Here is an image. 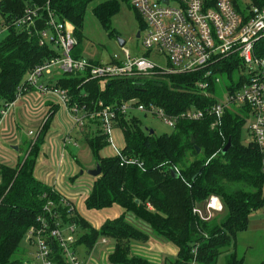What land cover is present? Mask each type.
Listing matches in <instances>:
<instances>
[{
    "label": "trees",
    "instance_id": "trees-1",
    "mask_svg": "<svg viewBox=\"0 0 264 264\" xmlns=\"http://www.w3.org/2000/svg\"><path fill=\"white\" fill-rule=\"evenodd\" d=\"M242 0H232L237 12ZM247 7H264V0H246ZM59 20H67L74 27L75 46L83 39L86 9L108 35L112 36L111 19L119 12L121 3L131 7L130 0H0V26L6 35L0 40V109L14 99L17 86L26 72L35 65L57 55L50 45L39 44L38 30L45 27L46 4ZM40 6V19L36 29L28 32L10 25L26 7ZM246 7V8H247ZM245 8V9H246ZM136 13V12H135ZM138 30L144 24L140 16ZM37 31V32H36ZM254 55L264 59V36L253 47ZM150 57V52L143 53ZM75 58L81 57L80 52ZM112 56L106 61H112ZM99 63L100 60H91ZM207 91L216 94L215 78L224 82V88L233 91L249 81V72L236 54L209 66ZM205 70L191 73L155 75L150 77L88 80L77 74L58 77L54 86L67 89L71 101L92 108L94 102L113 105L130 99L139 103H152L168 115H178L188 109H205L216 102L215 97L204 95L198 83L204 80ZM56 106L48 110V117L35 138L24 140L25 153L16 167L0 164V264H24L25 249L20 257L22 242L37 217L45 215L52 227L76 224V241L88 255L101 238L110 239L113 249L107 256L110 264H157L133 254L131 244L146 242L148 233L126 221L128 213L146 224L154 237L162 238L177 248L174 258L162 264H189L192 249L197 248V264H215L219 254L235 243L236 235L247 229L252 212L264 207V153L253 141L244 144L242 130L249 118L247 105H232L224 110L218 124L212 126L214 116L205 115L199 120L179 119L170 133L150 134L144 130L134 113L117 117L116 125L122 129L124 147L120 155L103 157L101 150L108 146L107 138L97 120H88L82 127L84 144L99 164L100 174L94 177L91 189L83 200L86 209L104 210L116 206L120 213L105 220L98 229L70 209L59 192L34 176V167L50 129ZM191 137L194 139L191 142ZM230 140V147L222 153ZM197 145L199 153L194 149ZM70 149L73 146L66 145ZM76 163V154L71 152ZM123 158H134L131 164L121 163ZM171 169L177 177H173ZM215 195L223 209L210 221L203 222L192 213L209 196ZM51 202L50 213L44 207ZM56 215L51 217L52 214ZM56 264H69L56 241H50ZM228 264H243L230 253Z\"/></svg>",
    "mask_w": 264,
    "mask_h": 264
},
{
    "label": "built area",
    "instance_id": "built-area-1",
    "mask_svg": "<svg viewBox=\"0 0 264 264\" xmlns=\"http://www.w3.org/2000/svg\"><path fill=\"white\" fill-rule=\"evenodd\" d=\"M130 4L144 24L143 29L139 31L144 51L140 55H131L129 50L122 46L120 55L113 54L112 61L95 63L71 55L77 43L73 33L74 27L67 20H59L49 9L47 2L45 27L38 30L39 44L50 45L57 55L26 72L16 88L14 99L0 109V126L21 98L25 97L27 107L31 110L28 106V93L37 92L57 107L54 118L60 112L57 117L62 115L65 120L60 139L62 148L67 144L76 146L72 143V129H82L88 120H97L99 128L107 138V147L112 150L111 155L118 156L124 147L122 129L116 125L119 116L126 117L132 111L149 113L162 118L166 125L173 128L179 119L199 120L205 115H211L214 116V126L219 123L226 108L232 105H247L248 119L251 120L250 140L264 153V59L256 57L253 51L255 42L264 36V7L246 5L247 8H243V13L240 14L232 0H130ZM42 10L40 6L26 7L10 25L22 27L28 32L35 30ZM6 27L7 25H4L2 28ZM147 51L150 52V57L143 55ZM233 54H236L247 68L249 81L233 91L225 90L222 100L215 98L216 102L203 110L188 109L178 115H168L161 107L152 103H139L137 99L113 105L99 100L93 103L92 108H88L85 104L73 103L67 89L54 86L56 79L64 74L80 73L85 76V82L93 79L144 78L205 70L204 80L198 83L199 90L206 96L215 97L207 91V77L211 75L209 66ZM155 57L158 59L154 60ZM54 76L58 77L54 79ZM215 82L219 84L220 78L216 77ZM47 117L48 111L38 119L39 130ZM27 119L29 123L34 122V117ZM15 120L12 122L13 126L16 124ZM116 132H119L121 141H117ZM36 134L34 129L27 131V135L32 139ZM13 143V139L7 140L8 146L4 148L0 141V164L9 167H16L18 164L20 156L16 154L18 151L15 152ZM136 161L134 158H123L121 163L131 164ZM262 171L264 172V161ZM43 183L57 191L52 184L46 181ZM61 197L67 204L70 203V209L76 212L73 203L66 196ZM51 205L52 203L48 202L44 207L46 213H50ZM222 209L220 199L211 195L201 206H194L192 213L198 220L207 222ZM55 215L56 213L51 217ZM37 222L29 227L24 238L34 248L31 258L25 259L24 264H56L52 257L51 240L56 241L67 263L81 264L73 250L76 224L62 227L57 223L51 227L45 215L38 216ZM106 242L107 238H101V243ZM196 261L195 247L192 249L189 264H197Z\"/></svg>",
    "mask_w": 264,
    "mask_h": 264
},
{
    "label": "rangeland",
    "instance_id": "rangeland-1",
    "mask_svg": "<svg viewBox=\"0 0 264 264\" xmlns=\"http://www.w3.org/2000/svg\"><path fill=\"white\" fill-rule=\"evenodd\" d=\"M97 2H92L88 5L85 13L84 18V25H83V39L80 44V46H75L74 49L71 52L72 56H75L77 53L80 52V55L83 59L86 60H100L103 62H106L110 56L113 54L120 55L121 53V47L118 44V39H122L125 41L123 47L129 50L131 55H140L144 48L141 45V41L139 37H136V33L138 30V18L136 16L135 10L127 5L126 3H121L119 12L114 15L111 19V29H113L115 32L112 36L108 35V33L105 31V29L100 26L96 18L92 14V7ZM242 6L241 8H245L247 5L246 0L241 1ZM1 16H0V22H1ZM6 35L5 28H2L0 26V40L4 38ZM158 59V57H155L154 60ZM241 62V61H240ZM58 76H54V79H56ZM224 82H222V79L217 87V92L215 95V98L218 100H222L225 96V88H224ZM15 111V107H13L10 110L9 115H12ZM134 113L136 117L140 120L141 126L144 130H152L154 135H161L163 133H170L172 131V128L168 125H166L162 118L158 117L157 115L149 114V113H141L138 111H132L131 114ZM7 114V115H8ZM7 117V116H6ZM5 117V118H6ZM250 119H246V123L242 130V138L244 144H247L250 141V135H249V124ZM2 126V125H1ZM0 126V130H1ZM58 128L54 127L52 131L57 130ZM61 131V129L59 128ZM76 130V129H75ZM76 140L78 141V147H77V160L79 163H74V186H79L82 192H89L92 186V182L94 180V177H92L90 174H88V170L91 169V167L94 165V160L91 156V153L83 142L82 137V131L81 129L76 130ZM62 132V131H61ZM119 133V132H118ZM2 147L8 146L4 141H1ZM21 149L16 152L17 155L22 157L25 153V148L20 147ZM57 154L55 160L50 159L48 161L49 164L58 163L56 159L59 158L58 151L56 150ZM62 152V151H61ZM82 198V195H81ZM83 200V199H82ZM76 211L79 212V214H82L85 217H93V218H101L104 216V211H97L94 212L92 210L86 209L85 206H80V204H77L76 202L73 203ZM113 209H116L120 213V209L116 206L112 207ZM112 208H109L112 209ZM96 211V210H95ZM126 221L130 222L132 225L139 229H143L146 231V233H149V237L153 238V233L150 230V228L144 224L143 222L139 221L137 218L133 216V214L128 213L126 215ZM164 244H168L169 246L171 243L168 241L160 238ZM235 243L231 244L230 246L226 247L224 251L219 254L215 264H228V261L230 262L232 260L230 253L233 251L236 254L237 259H243V264H264V207L261 209H258L257 211H254L249 216V223L246 230L237 233ZM112 241L110 239H107L106 243H101L100 240H98L97 246H94L92 252L90 254H95L97 257V261L95 264H100L102 259L107 262V259L105 256L107 255V251H110L112 249ZM149 247L153 250L154 242L152 239L150 240ZM134 244V243H133ZM158 247L157 250L161 249L158 243H155ZM168 246V247H169ZM22 247L20 252H18L14 257H20L21 253L25 249L27 251L26 259L31 258V253L33 252L34 248L24 239L22 242ZM100 247H106L107 249L102 251V249H99ZM167 247V248H168ZM78 260L81 264H84L83 261H87V255H85L84 248L81 246L79 254H77ZM171 257V256H170ZM90 259H95L93 255L89 257ZM104 264V263H103Z\"/></svg>",
    "mask_w": 264,
    "mask_h": 264
},
{
    "label": "crops",
    "instance_id": "crops-1",
    "mask_svg": "<svg viewBox=\"0 0 264 264\" xmlns=\"http://www.w3.org/2000/svg\"><path fill=\"white\" fill-rule=\"evenodd\" d=\"M28 94L29 95L27 97L28 98L27 100L30 102L28 106L31 108V110H34V111L29 110V108L27 107L25 97L21 98L16 103L14 113L12 115H9L8 118H6L0 130V141L3 140L4 143H6L7 140L13 139V142H14L12 144L14 145L13 147L15 146L18 147L17 149H14L15 152L21 149L20 148L21 145L22 147H24V144H23L24 140L31 139V137L27 135V131L29 129H34V131L37 133V131L39 130V124H37L38 119L42 115H44L45 112L48 111L50 107L55 106L51 102V100L45 99L42 95H40L37 92H30ZM57 115L55 116L54 120L51 123L50 129L45 138V143L44 145H42L41 151L37 159L36 167L34 169V176L41 182L46 181L47 183L52 184L55 188H57V191L59 192L60 195L66 196L72 203L76 202L77 204H80L81 207H83L84 197H86L89 192L81 193L80 187L73 185V183L75 182L74 176H76V174L75 175L73 174L74 172L73 162L74 163L76 162L74 158L72 157L73 155H71V152L75 153L76 157L78 156L77 151H76L78 147V141L76 140L77 131L75 129L71 130V135L73 137L72 143H75L76 146L68 144L73 147L72 148L70 147V149L67 148L66 146L65 148H62L60 139L62 137L61 131L63 129L65 120H63L62 115L58 117ZM29 117L31 118L34 117L33 123L28 122L27 118ZM12 118L13 120L16 119L15 126H13L12 124L13 122ZM54 127L58 129L55 131H52ZM59 128L61 129V131L59 130ZM116 134H118V132H116ZM117 141H121L119 134H118ZM56 150L58 151L59 158L61 157V161H59V158H58L56 159L58 163L49 164L48 161H50L51 158L55 160L56 158L55 153L57 154ZM60 150L62 151V153ZM111 154H112V150L109 147H105L101 150V156L103 157L113 156ZM0 155H2V153ZM92 168L93 166L91 167V169ZM81 195H82V198H81ZM92 211L97 212L99 210H96V211L92 210ZM101 211H104L105 214L101 218H97V219L93 217L91 218L85 217L82 214H79L78 211H76V213L81 218L86 220L95 229H98L105 220L115 218L116 216L119 215V212L113 208L110 210L104 209ZM151 239L154 242V244H152L153 250L149 247V244L151 243L150 242ZM99 240L101 244V239ZM111 243H112V249H113V242ZM155 243H158L161 249L157 250L158 247L155 246L156 245ZM97 244L98 242L94 246H97ZM168 246L169 245L164 244L160 238L153 236V238L149 237V239L146 242H136L134 244H131V250L133 254L135 255L146 258L157 264H162L164 261H166V259L174 258L177 254V248L174 245L171 244L169 247ZM80 247H79L78 252L80 251ZM99 249H102V251H104L107 248L100 247ZM92 250L87 255L88 256L87 261L86 260L83 261L84 264H95L96 263L97 261L96 255L94 253L90 254ZM111 250L107 251V255L105 256L106 259H107L109 252H111ZM84 252H85V249H84ZM91 255H93L95 259L89 260V257ZM26 256H27V251H26ZM103 263L110 264L108 261L106 262L104 261V259H102L100 264H103Z\"/></svg>",
    "mask_w": 264,
    "mask_h": 264
},
{
    "label": "water",
    "instance_id": "water-1",
    "mask_svg": "<svg viewBox=\"0 0 264 264\" xmlns=\"http://www.w3.org/2000/svg\"><path fill=\"white\" fill-rule=\"evenodd\" d=\"M167 1V0H165ZM139 31H137L136 33V37H139ZM125 41L122 40V39H118V44L120 47H122L124 45ZM153 131L150 130V134H152ZM194 139L191 137V142L193 143ZM230 140L227 141V143L223 146L222 148V153H224L229 147H230ZM15 149H17L18 147L15 146L14 147ZM194 149L196 150L197 153H199L200 149L197 145H194ZM88 174H90L92 177H96L97 175L100 174V167H99V164H96L94 168L90 169L87 171ZM171 174L173 177H177V174L175 173V171L173 169H171Z\"/></svg>",
    "mask_w": 264,
    "mask_h": 264
}]
</instances>
